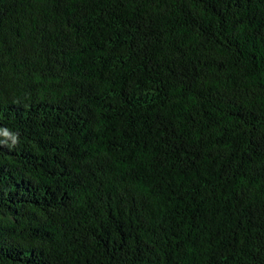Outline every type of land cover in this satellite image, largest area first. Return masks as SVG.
Here are the masks:
<instances>
[{"label":"trees","instance_id":"obj_1","mask_svg":"<svg viewBox=\"0 0 264 264\" xmlns=\"http://www.w3.org/2000/svg\"><path fill=\"white\" fill-rule=\"evenodd\" d=\"M0 264H264V0H0Z\"/></svg>","mask_w":264,"mask_h":264},{"label":"clouds","instance_id":"obj_2","mask_svg":"<svg viewBox=\"0 0 264 264\" xmlns=\"http://www.w3.org/2000/svg\"><path fill=\"white\" fill-rule=\"evenodd\" d=\"M14 142H15V138H14Z\"/></svg>","mask_w":264,"mask_h":264}]
</instances>
